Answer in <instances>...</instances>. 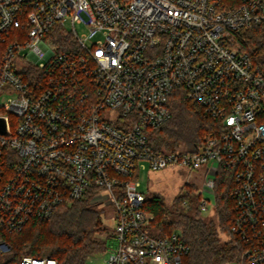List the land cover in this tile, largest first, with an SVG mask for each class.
<instances>
[{"label":"built area","instance_id":"obj_1","mask_svg":"<svg viewBox=\"0 0 264 264\" xmlns=\"http://www.w3.org/2000/svg\"><path fill=\"white\" fill-rule=\"evenodd\" d=\"M257 26L264 0H0V264H61L16 259L7 238L88 193L114 206L94 255L183 264L182 233L153 232L137 177L147 166L201 172L197 213L216 205L219 170L232 171L243 249L226 264H264V65L246 45ZM177 89L217 127L194 147L161 151L149 133L171 117Z\"/></svg>","mask_w":264,"mask_h":264},{"label":"trees","instance_id":"obj_2","mask_svg":"<svg viewBox=\"0 0 264 264\" xmlns=\"http://www.w3.org/2000/svg\"><path fill=\"white\" fill-rule=\"evenodd\" d=\"M241 1L224 0L226 5ZM246 39L254 61L264 65V27H254L246 34ZM26 77L32 79L29 75ZM169 105V120L149 133L150 143L158 150L194 147L217 127L204 109L186 98L181 89L174 92ZM234 185V173L221 168L215 185L216 218L211 220L202 218L199 213L189 215L187 211H180L179 203L183 198L174 201L170 209L161 194L147 195L144 207L155 215L153 232L165 235L178 230L190 246L183 264H226L241 253L243 242L231 230L236 215L232 197ZM168 214L175 218L169 219ZM104 224L102 212L90 203L88 193L86 197L65 201L50 218L32 219L21 232L7 239L16 259L27 254L54 257L61 264H86L90 256L104 250L103 243L95 238Z\"/></svg>","mask_w":264,"mask_h":264},{"label":"rangeland","instance_id":"obj_3","mask_svg":"<svg viewBox=\"0 0 264 264\" xmlns=\"http://www.w3.org/2000/svg\"><path fill=\"white\" fill-rule=\"evenodd\" d=\"M79 31L82 32L83 28L78 27ZM1 55V54H0ZM6 95H1L0 100H5ZM138 180L140 182L139 189L147 195L154 193L161 194L164 197L166 205L173 209L174 201L179 198H189L192 202V207L188 210L181 209L180 211H187L189 215L196 214V205L199 202V191L202 185V173H188L185 168L174 167L167 168L164 170H152L148 166L142 168L138 172ZM189 193L187 197L185 194ZM193 193V194H192ZM192 196H194L192 198ZM95 207L102 212L104 223L109 226L114 225V206L107 204L106 202H100L95 204ZM199 215L206 219L211 220L216 218V208L210 205L199 211ZM169 219L175 218L173 214L167 215ZM223 239H226L225 235H222ZM116 244L114 238L108 240V246ZM110 254V250L107 249L99 255H92L86 260V264H108L107 260Z\"/></svg>","mask_w":264,"mask_h":264},{"label":"water","instance_id":"obj_4","mask_svg":"<svg viewBox=\"0 0 264 264\" xmlns=\"http://www.w3.org/2000/svg\"><path fill=\"white\" fill-rule=\"evenodd\" d=\"M5 125L3 119L0 118V132L5 133Z\"/></svg>","mask_w":264,"mask_h":264}]
</instances>
